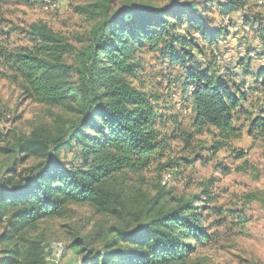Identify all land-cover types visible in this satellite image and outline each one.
<instances>
[{
    "label": "trees",
    "instance_id": "1",
    "mask_svg": "<svg viewBox=\"0 0 264 264\" xmlns=\"http://www.w3.org/2000/svg\"><path fill=\"white\" fill-rule=\"evenodd\" d=\"M36 1L44 6L43 0ZM169 2L157 7L93 0L75 7V13L96 19L78 50L42 22L24 29L30 47L13 48L7 35L0 44V76L19 87L26 99L70 114L57 134L38 130L18 139V152L43 161L19 180L0 183V221L7 218L0 243L10 245L1 264H45L40 242L20 232L59 215L66 203L88 204L115 220L103 230L100 247L89 248L87 264H186L193 246L209 239L201 221L204 210L194 205L195 197L171 206L159 182L153 195L140 193L135 199L118 184L120 177H141L152 165L159 175L173 137L164 135L167 117L158 111L161 96L142 80L139 54L157 55L161 64L183 70L182 79L170 77L169 85H177L181 99L189 102L191 134L213 129L224 137L233 131L234 117L243 115L244 95L218 66L219 43L242 32L263 41L264 14L257 10L263 6L248 0ZM213 9L222 16L220 25L207 23L206 14ZM251 51H245L247 60ZM255 84L264 96V68ZM188 87L192 93L187 98ZM257 112L255 117L247 113L246 120L264 119L262 97ZM185 135L189 140V133ZM65 145L79 150V166L59 163ZM75 240L74 249L89 246Z\"/></svg>",
    "mask_w": 264,
    "mask_h": 264
},
{
    "label": "rangeland",
    "instance_id": "2",
    "mask_svg": "<svg viewBox=\"0 0 264 264\" xmlns=\"http://www.w3.org/2000/svg\"><path fill=\"white\" fill-rule=\"evenodd\" d=\"M122 1L127 0H114V4ZM128 1L157 7L170 4L169 0ZM180 1L188 4L197 0ZM248 1L255 7L262 4L257 10L264 14V2ZM53 2L55 8L45 10L36 0H0V44L4 45L7 35L13 48L30 47L32 43L24 35V29L42 22L69 39L76 50L82 48L96 19L79 15L74 8L93 0ZM205 18L207 23L213 21V25L223 23L216 9ZM181 22L184 28L185 22ZM233 38L226 47L229 56L243 55L248 47L253 50L250 54L255 55L252 59L260 60L264 55V45L249 35L239 33L234 38L240 39L241 45H236ZM139 56L142 80L161 96L158 111L167 117L164 135L173 137L169 142L170 151L162 162L166 166L159 175L152 165L141 177L131 174L120 177L118 184L121 183L130 199L138 198L140 193L153 195L158 182L164 186L171 206L178 199H197L194 205L203 207L201 221L209 239L193 246L186 264H264V119L254 118L255 115L253 120L235 116L233 131L224 137L218 136L213 129L191 134L189 102L181 99L177 85H169L170 77L182 79L183 70L161 64L157 55ZM66 60L70 62L72 57ZM69 117L70 114L59 107H47L26 99L19 87L0 76V183L9 178L19 180L25 171L43 161L18 152V139L29 138L38 130L57 134L61 122ZM256 119H259L257 125L253 126ZM186 133L190 135L189 140ZM59 153L61 165L70 168L82 163L79 150L74 146L65 145ZM0 222L1 236L7 218ZM114 224L111 216L96 212L88 204L66 203L59 215L25 226L20 236L40 242L45 264H85L89 248L98 249L103 230ZM75 239L89 246L80 244L75 250ZM9 250L10 245L0 243V264Z\"/></svg>",
    "mask_w": 264,
    "mask_h": 264
},
{
    "label": "crops",
    "instance_id": "3",
    "mask_svg": "<svg viewBox=\"0 0 264 264\" xmlns=\"http://www.w3.org/2000/svg\"><path fill=\"white\" fill-rule=\"evenodd\" d=\"M245 35H249L250 38H253L256 41H259L262 46L264 45V40H260L257 38L255 34L251 33H245L242 32ZM264 37V34H263ZM231 37H228L226 40H223V43H219V50L221 53V58L219 60L218 66L221 68V72L228 74L231 76V80L233 81V84L239 87V90L241 93H243L244 98L241 101V108H243L242 116L248 115L247 113H251L253 116L257 115V104L259 101V98L262 97L264 101V96H260L261 92L257 91V85L255 84L256 81V75L257 73L264 68V62L260 60L255 59H246V50H250V48H246L244 50L243 55H239L234 57H231L228 55V52L226 50L227 45L229 44V39ZM237 38V37H234ZM234 42L236 45H241V40L234 39ZM255 60V61H254ZM239 61H243V65L241 66L239 64ZM261 104V102L259 103Z\"/></svg>",
    "mask_w": 264,
    "mask_h": 264
},
{
    "label": "built area",
    "instance_id": "4",
    "mask_svg": "<svg viewBox=\"0 0 264 264\" xmlns=\"http://www.w3.org/2000/svg\"><path fill=\"white\" fill-rule=\"evenodd\" d=\"M43 7L45 10L47 9H52V8H55V4L53 2V0H43ZM251 58L252 57H255V55H249ZM260 60L264 61V55L263 56H260ZM191 93H192V87H188L185 91V97H190L191 96Z\"/></svg>",
    "mask_w": 264,
    "mask_h": 264
}]
</instances>
